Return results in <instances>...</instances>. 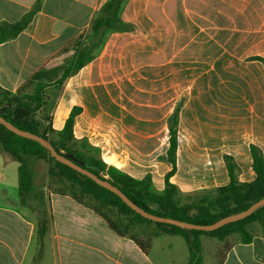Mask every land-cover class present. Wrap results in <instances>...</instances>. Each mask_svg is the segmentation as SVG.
<instances>
[{
  "label": "crops",
  "instance_id": "0c3cea01",
  "mask_svg": "<svg viewBox=\"0 0 264 264\" xmlns=\"http://www.w3.org/2000/svg\"><path fill=\"white\" fill-rule=\"evenodd\" d=\"M107 1L0 0V24L18 22L35 9L27 27L17 37L0 44V89L15 95L29 88L35 73L51 68L81 36L88 33L93 18ZM191 1H196L199 7L223 8V0ZM174 2L187 6L190 0H126L121 18L132 28L110 32L94 59L65 80L59 92L54 94L55 106L48 124L56 131L61 130L71 109L80 106L82 112L76 118L75 137L87 138L99 150L102 160L136 179L150 174L154 189L162 192L171 164L167 160L169 141L160 143L158 122L165 121L163 131L169 132L168 121L179 108L177 171L171 182L182 193L191 194L216 189L229 182L223 158L214 160V155H210V152L222 147L220 143L224 138H220L218 133L211 136L210 129L203 130V138L199 136L197 144L193 139L196 136L194 132L182 134V117L188 106L191 103L202 105L204 98L202 91H199L197 95L176 103L175 89H212L219 80V85L224 84L221 72L224 63H229V60L223 56L220 28H214L216 33L210 32L212 28L207 25L212 23L211 20L208 23L207 19L199 29L202 37L199 36V41L195 43L201 52L191 55L192 49L188 50V46L184 47L183 53L186 54L178 57L179 54L170 51L174 36L164 28L168 19L161 22L157 9L160 6L169 8ZM258 19L260 24H264V16ZM242 22L252 25V16H244ZM213 24L218 26L220 21L214 19ZM246 38L244 36L242 40ZM212 44L218 47V53L205 59L206 51ZM255 56L264 58L245 53L233 56L244 57L243 60L250 62L252 74L237 69L236 74L232 75V82L242 87L264 88V64L253 60ZM201 64L205 66L202 71L198 67ZM218 65L221 67L219 71ZM208 66L209 70L206 69ZM208 71L214 72L215 77L205 83L200 82ZM116 73L119 76L112 77ZM194 73L198 81H191ZM138 84H147L151 89L150 99L147 100L144 93L143 100L147 103H141L136 110L141 116L127 112L124 106L127 89H137ZM122 87L126 92L120 90L115 95L114 90ZM112 96H119L118 100H113ZM108 105L117 108L111 109ZM238 110L242 114L252 111L246 107ZM248 113L241 117H230L235 123H246L236 134L245 136L249 132L257 133V138L261 136L263 140L258 139L254 144L260 146L264 154V114L263 117L252 118ZM253 119L255 123H252ZM196 152H203L202 158L196 160L197 156L191 157ZM233 156L241 168L240 181H252L255 173L251 167L250 149L246 150V155L237 150ZM50 196L53 201L60 199V215L65 219H56L53 225H47L45 233H41L40 226L25 211L32 209V199L28 198L26 203H22L20 194L11 197L6 188L0 189V264H42L47 249H51L53 254L52 264H159L153 255V241L149 253L145 254L129 235L119 236L103 217L90 208L68 195L51 192ZM143 227L139 226V230L136 232L137 227L134 231L141 238L149 235ZM222 264H264L262 234L255 233L249 243L234 240Z\"/></svg>",
  "mask_w": 264,
  "mask_h": 264
},
{
  "label": "trees",
  "instance_id": "16d2710c",
  "mask_svg": "<svg viewBox=\"0 0 264 264\" xmlns=\"http://www.w3.org/2000/svg\"><path fill=\"white\" fill-rule=\"evenodd\" d=\"M125 1L108 0L103 4L93 18L88 33L81 36L77 41L73 59L63 69L58 78H55L56 70L44 69L38 71L30 81L34 92L24 99L0 89L7 101V104L0 102V116L22 130L48 139L58 153L71 154L76 163L82 164L100 178L108 180L135 204L151 214L193 224L210 225L224 217L247 210L253 203L264 198V154L257 144L252 143L249 146L252 160L251 167L255 173L254 179L250 182L240 181L238 164L231 155L224 157L229 177V182L226 185L214 190L184 194L171 182L172 176L177 171L179 108H176L168 121L169 147L167 149V160L171 164V170L165 175V186L162 192H157L154 189L150 174L142 179H136L102 160L99 150L89 144L87 139L83 138L81 142L76 139L74 126L76 118L82 112L80 106H74L71 109L63 128L59 131L54 130L50 124H42L41 121L34 118L35 113L43 106L44 91L50 83L62 86L67 78L94 59L110 32L128 31L132 28L130 24L121 18ZM34 13L35 9L18 22L0 24V44L17 37L27 27ZM252 59L264 64L263 57L255 56ZM10 96L11 98L8 99ZM79 146L85 147L94 153L82 151L78 148ZM0 149H3L19 163L20 200L22 203H26L27 199L30 198L33 202H36L35 209H33L38 213V225L41 233H45L47 227L46 216L44 212L43 215L41 212L44 194L42 196L41 190L34 184V173L29 162L30 158L46 160L49 163V177L56 179L58 182L67 183L69 193L63 188L55 193L68 195L78 203L90 208L103 217L109 227L119 236L129 235L145 254H148L152 247L153 237L164 234L180 235L189 246L190 264H201L197 256L200 251L199 236L201 234L206 233L224 240L228 235L239 232L241 235L240 241L249 243L254 235L247 232L245 227L255 221H259L264 227V207L259 208L243 220L229 223L214 231H188L176 226H166L142 217L113 192L57 161L40 143L18 136L2 124H0ZM113 209L116 210L117 219L121 221L122 227L104 211L109 212ZM192 210H196V213L191 214ZM123 217L127 219L126 222L123 221ZM149 225H154L155 230L149 232L148 236L141 238L134 232L135 228L139 226ZM231 246L232 243L221 254L219 264H222Z\"/></svg>",
  "mask_w": 264,
  "mask_h": 264
},
{
  "label": "rangeland",
  "instance_id": "374dc122",
  "mask_svg": "<svg viewBox=\"0 0 264 264\" xmlns=\"http://www.w3.org/2000/svg\"><path fill=\"white\" fill-rule=\"evenodd\" d=\"M188 4L189 5L184 6L182 4H179V2H174L173 5L169 8H161L160 6L157 9V16L161 22L164 19H168L169 25L165 21L164 28L169 30V34L171 36H174V41H172L170 51L179 54L178 57H183V55L186 54L183 53L185 51L184 47L188 46V50L192 49L191 55H194L197 52H201L197 48V44L195 43H197L200 37H202L199 35V29L200 26L205 25L207 19L208 23L209 20H211L210 23H212L207 25L208 28H212V30H209L210 32L216 33L217 30H215L214 28H220L219 35H221L222 38L221 48L223 56L225 60H229V63L225 62L223 65V72H221V75L225 83L222 85H219V80V82L217 81L216 83V87L212 89H175L174 97L176 103L179 100L188 98L189 96L193 97L197 95L199 91H202V97L204 98V104L199 105L191 103L188 106V109L182 117L181 133L185 134L187 132H194L196 136H194L193 139L197 144L199 141V136L203 138V130L207 131L210 129L211 136H214L216 133H218V135L220 134V138H224L220 143V145L222 144V147L217 151L215 150L210 152V155H214V160H219L221 157L224 160V157L226 155L233 156L237 150L245 152L246 155V150L249 149L248 144L250 146V144L258 142V139L263 140V138L261 136L257 138V133L251 134L249 132L245 136L236 134V131L241 132V128H243L242 126L246 125V123H235V120L230 117H241L243 115L245 116L248 112L246 114H242L238 110V108L242 109L243 107L250 108L252 110L250 111V113H248L249 115H252V118H258V116L263 117L264 88L242 87L238 84L236 85L235 82H232V75L236 74V72L238 71L237 69L243 70L242 72H245L244 70H247L252 74V64L250 62L243 60L244 57L234 58L233 56H235V54L237 53L264 56V24H260L258 19L259 17L264 16V0H223V8L221 9L205 8L204 6L199 7L196 1L191 0ZM248 15L252 16V25H245V23L242 22L243 17ZM214 19L220 21V25L217 26L213 24ZM244 36H247L248 38L242 40ZM186 43H188L189 45H186ZM75 45L76 44L73 45L68 53L62 55L61 58L56 60L52 67L49 68L50 70H56L55 78H58L62 74L63 69L73 59L75 54ZM209 46L211 47L206 51L208 52V54L205 59L212 58L218 53L217 46L213 44ZM196 55H198V57H204L202 56V54ZM202 60H204V58ZM258 66L261 67L260 64H258ZM198 67L199 70L202 71L204 70L205 66L201 64ZM209 68L210 66H208L206 69L209 70ZM217 70H221V67L219 65L217 66ZM118 76L119 74L116 73L112 77L117 78ZM211 77H215L214 72L208 71L203 80H201L200 82L203 83L204 81H210L212 79ZM194 80L198 81V79H196L195 73L191 76V81ZM28 87L29 88H27L26 90H23L22 92L16 94V96L24 99L26 96L32 95L34 92L33 85L29 84ZM48 87L49 88H46L44 91L45 101L43 103V106L39 111L35 113L34 117L36 120L41 121L42 124L45 125L48 124L49 117L52 116V112L55 106L54 94L58 93L60 90L59 84L56 85L55 83H50ZM120 90L126 92V89L122 87L120 89L114 90V94L118 95V92ZM150 90L151 89L147 84H143L142 86L138 84L137 89H127V100H125L126 104H123L127 108V112L131 114H138V116H141V113L136 110L140 107L141 103H147L145 102V100H143L144 93L146 95V99H150ZM118 97H113L112 99L117 101ZM9 98H11V96L8 97V99ZM0 102L7 104L6 97L2 95V91H0ZM148 103H150V101H148ZM31 105L33 106L34 104L32 103ZM108 107H110L111 109H114L115 107L117 108V106L114 105H108ZM163 111H166V108H163ZM210 111L216 113L217 116ZM220 114L228 117L224 118L220 116ZM196 117H199V119L197 120ZM136 123L138 122L136 121ZM165 123V121L158 122V127H160V143H166L169 141V132H166L165 130L163 131ZM252 123H255L254 119ZM258 133H260V135L262 134V132ZM262 136H264V133L262 134ZM208 138L210 137L208 136ZM77 140L81 142V139ZM164 146L165 145H163V147ZM78 148L88 153H94L93 151H90L85 147L79 146ZM202 154L203 152H196L192 154L191 157L197 156V160L198 158H202ZM181 157L182 154H180V158ZM233 158L235 160L234 156ZM29 162L34 173V184L41 190L40 192L42 193V196L44 194V201L41 212L42 215L44 212L46 216L47 225H53L56 219H58L59 221H63L65 218H62V216L60 215V208L58 206L60 199L56 198L55 201H53L50 193H55L60 188L65 189L66 192L69 193L67 183L58 182L56 181V179L49 177V163L46 160L30 158ZM235 162L237 163L236 160ZM18 166V162H16L3 149H0V189L2 187L6 188L11 197H17L19 194ZM238 168V172L240 174L241 168L239 164ZM34 205H36V202L32 201V209H25V211H27L30 219L38 224L39 216L38 213H36V210H34ZM104 211L112 220L116 221V223H118L122 227L121 221L117 219L116 210L113 209L109 212H107L106 210ZM123 221L126 222L127 219L123 217ZM143 228L145 233L155 230L154 225L144 226ZM245 228L251 235L260 233L264 238V227L260 224L259 221L251 222ZM137 230H139V227L136 229V232ZM240 238L241 235L239 232L228 235L224 240H220L206 233L201 234L199 236L200 251L197 255L200 263L219 264L221 254L225 251L226 247L234 240ZM152 241L154 242L153 255L159 264H190L191 256L189 246L183 237L179 235L164 234L158 236L155 239L152 238ZM47 246H49L48 242ZM53 260L54 259L53 254L51 253V249H47L42 264H52L54 263Z\"/></svg>",
  "mask_w": 264,
  "mask_h": 264
},
{
  "label": "water",
  "instance_id": "95a60500",
  "mask_svg": "<svg viewBox=\"0 0 264 264\" xmlns=\"http://www.w3.org/2000/svg\"><path fill=\"white\" fill-rule=\"evenodd\" d=\"M0 124L5 126L9 131L13 132L14 134L21 136L23 138L35 141L40 143L44 148H46L50 155L54 157L57 161H59L62 164H65L75 170L78 174L86 176L90 179H92L96 184L99 186H102L103 188L113 192L117 196L121 198V200L129 206L133 211L136 213L140 214L142 217L151 220L153 222L157 223H162L165 224L166 226H176L184 230H199V231H214L224 225H227L229 223L237 222L240 220L245 219L246 217L250 216L253 214L256 210H258L261 207H264V198L253 203L247 210L242 211L237 214H233L227 217H224L214 224L210 225H199V224H193L181 220H176L173 218H167V217H162V216H157L154 214H151L141 207H139L137 204H135L132 200L128 198L127 195H125L118 187L114 186L112 183H110L108 180L102 179L90 170H88L86 167H84L82 164L76 163L73 160V157L71 154L66 153V154H60L56 151L54 146L50 143L48 139L43 138L40 135L34 134L29 131L22 130L18 127H16L14 124L11 122L7 121L5 118L0 116ZM196 213V210H192L191 214Z\"/></svg>",
  "mask_w": 264,
  "mask_h": 264
}]
</instances>
